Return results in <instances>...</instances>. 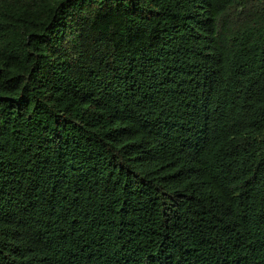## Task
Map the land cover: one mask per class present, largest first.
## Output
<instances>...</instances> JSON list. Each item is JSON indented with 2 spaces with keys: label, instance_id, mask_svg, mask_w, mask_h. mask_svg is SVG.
Wrapping results in <instances>:
<instances>
[{
  "label": "trees",
  "instance_id": "trees-1",
  "mask_svg": "<svg viewBox=\"0 0 264 264\" xmlns=\"http://www.w3.org/2000/svg\"><path fill=\"white\" fill-rule=\"evenodd\" d=\"M0 264H264V0H0Z\"/></svg>",
  "mask_w": 264,
  "mask_h": 264
}]
</instances>
